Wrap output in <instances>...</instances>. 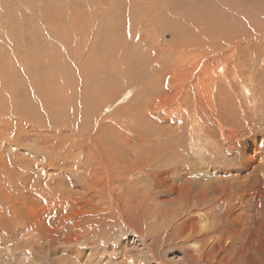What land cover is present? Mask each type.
I'll list each match as a JSON object with an SVG mask.
<instances>
[{"label": "rangeland", "instance_id": "374dc122", "mask_svg": "<svg viewBox=\"0 0 264 264\" xmlns=\"http://www.w3.org/2000/svg\"><path fill=\"white\" fill-rule=\"evenodd\" d=\"M198 78L209 83L206 93ZM30 102L44 107L37 118ZM262 132L264 0H0V264H115L126 252L152 264L144 251L155 248L152 239L144 244L112 222V199L138 203L143 219L131 218L139 234L169 233L196 189H227L225 172L238 181L236 152ZM183 173L198 182L181 188ZM223 190L218 216L235 210L244 220L257 197ZM99 191L105 215L92 198ZM76 231L93 241L66 243ZM163 255L165 264H185L181 249Z\"/></svg>", "mask_w": 264, "mask_h": 264}, {"label": "bare ground", "instance_id": "6f19581e", "mask_svg": "<svg viewBox=\"0 0 264 264\" xmlns=\"http://www.w3.org/2000/svg\"><path fill=\"white\" fill-rule=\"evenodd\" d=\"M227 1V0H226ZM235 1V0H234ZM239 1V0H238ZM233 2V1H232ZM251 2V1H250ZM227 3V2H226ZM235 4V3H234ZM238 4V2L236 3ZM236 4H235V10H236ZM247 4V3H246ZM245 4V5H246ZM252 5V4H251ZM215 7V6H214ZM228 7V6H227ZM239 7V5H238ZM250 7V6H249ZM225 8V7H224ZM135 9V8H134ZM253 9V8H252ZM119 10V9H118ZM146 10V9H145ZM231 10V9H229ZM234 10V11H235ZM240 9H237V11ZM149 11V10H148ZM147 11V12H148ZM233 11V12H234ZM127 12V11H126ZM130 12V11H129ZM169 12V11H168ZM213 12V11H212ZM221 12V11H219ZM226 12H228L226 10ZM240 13V11H239ZM117 14V13H116ZM123 14V13H122ZM232 14V13H231ZM238 14V13H237ZM229 15V14H228ZM236 15V14H235ZM240 15V14H239ZM238 15V16H239ZM118 16V15H117ZM237 16V15H236ZM237 16V17H238ZM235 17V16H233ZM241 17V16H240ZM114 18V17H113ZM228 18V17H227ZM230 18V17H229ZM128 19V18H127ZM232 19V18H231ZM238 18H235V20ZM234 20V19H233ZM125 21V20H124ZM130 21V19H129ZM177 21V20H176ZM237 21V20H236ZM239 21V20H238ZM237 21V22H238ZM184 22V21H183ZM234 22V21H233ZM240 22V21H239ZM118 23V22H117ZM225 23V22H224ZM114 25V24H113ZM220 28V27H219ZM218 28V29H219ZM253 30V29H252ZM122 34V33H121ZM143 34V33H142ZM226 35V34H225ZM262 35V34H261ZM137 37V36H136ZM51 39V38H50ZM52 40V39H51ZM135 42V41H134ZM138 42V41H137ZM139 43V42H138ZM235 46V44H234ZM135 49V48H134ZM154 49V48H153ZM151 50V49H150ZM128 51V50H127ZM146 51V50H145ZM153 51V50H152ZM150 51V52H152ZM212 51V49H211ZM81 52V51H80ZM83 53V52H82ZM209 54V53H207ZM109 55V54H108ZM125 57V56H124ZM154 58V57H153ZM220 58V57H218ZM109 59V58H108ZM182 59V58H181ZM83 60V59H82ZM202 60V59H201ZM216 60V59H215ZM218 60V59H217ZM221 60V59H220ZM182 61V60H181ZM180 61V63H181ZM192 60H190L191 62ZM200 61V60H199ZM197 61V62H199ZM222 61V60H221ZM186 62V61H185ZM215 62V61H214ZM149 64V62H147ZM183 63V62H182ZM181 63V64H182ZM210 63V62H209ZM207 62H203L201 66H203V73L207 71L206 69V65H210ZM223 63V61L221 62ZM109 64V63H108ZM107 64V65H108ZM160 64V63H159ZM199 64V63H198ZM215 64V63H214ZM212 64V66L214 65ZM129 65V64H128ZM110 66V65H109ZM198 66V65H196ZM118 67V66H117ZM142 67V66H141ZM209 67V66H207ZM112 68V66H111ZM110 68V69H111ZM120 68V67H119ZM176 68V67H175ZM210 68V67H209ZM25 69V68H24ZM189 69H191L189 67ZM194 69V68H193ZM196 69V68H195ZM194 69V70H195ZM198 69V68H197ZM139 71V70H138ZM177 71V70H176ZM100 72V71H99ZM115 72V71H114ZM173 72V71H172ZM171 72V74H172ZM195 72V71H193ZM95 73V72H94ZM117 73V72H116ZM176 73V72H175ZM186 73V72H185ZM189 73V72H187ZM111 74V73H110ZM135 74V73H134ZM109 75V74H108ZM116 75V74H115ZM118 75V74H117ZM187 75V74H186ZM194 75V74H193ZM102 76V75H101ZM109 77V76H108ZM155 77V75H154ZM182 77V76H180ZM185 77H189V76H185ZM192 77V76H191ZM190 77V78H191ZM195 77V76H194ZM203 77V76H202ZM206 77V76H205ZM123 78V77H122ZM126 78V77H125ZM38 79V78H37ZM46 79V78H45ZM116 79V77H115ZM193 79V78H192ZM199 79V78H198ZM201 79V78H200ZM197 84V90L201 92V94L206 93V89H209L205 83L207 82H203L200 81ZM203 79V78H202ZM201 79V80H202ZM122 80V79H121ZM132 80V79H131ZM137 81V79H135ZM159 80V79H158ZM111 81V80H110ZM135 81V82H136ZM153 81V80H152ZM188 81V80H187ZM184 81V82H187ZM194 81V80H193ZM196 81V80H195ZM208 81V80H206ZM210 81V80H209ZM212 81V80H211ZM118 82V81H117ZM116 82V83H117ZM131 82V81H130ZM140 82V81H138ZM134 83V82H133ZM39 84V83H38ZM118 84V83H117ZM136 84V83H135ZM179 85V83H177ZM193 84V83H192ZM109 85V84H108ZM131 85V84H130ZM142 85V84H141ZM163 85V84H162ZM59 86V85H58ZM129 86V85H128ZM156 86V85H155ZM185 86V85H184ZM187 86V85H186ZM183 87V86H182ZM189 87V86H188ZM172 88V87H171ZM181 88V87H180ZM179 88V89H180ZM186 88V87H185ZM184 88V89H185ZM25 89V88H24ZM177 90V89H176ZM188 90V88H187ZM194 91V90H193ZM29 92V91H28ZM176 92V91H175ZM189 92V91H188ZM223 92V91H222ZM44 93V92H43ZM42 93V94H43ZM172 93V92H171ZM171 93L168 95H171ZM165 95V94H164ZM167 95V93H166ZM167 95V96H168ZM173 95V94H172ZM210 95V94H209ZM200 96V95H199ZM184 97V96H183ZM202 97V96H201ZM43 100H45L46 102H52L55 101L57 104L61 105V102H59L60 100L54 99V98H50V97H41ZM163 98V97H162ZM206 100H209V96L205 97ZM211 98V97H210ZM37 99V98H36ZM63 99V98H61ZM182 99V98H181ZM187 100V97L185 98ZM183 100V99H182ZM185 100V101H186ZM62 101V100H61ZM184 101V102H185ZM42 105L44 106L46 103L42 102ZM188 102V101H187ZM30 106L32 107V112L31 113L32 118L34 119L35 117L37 118L39 116V111L44 108L43 106H36L34 103V105L32 104V102L29 103ZM86 104V103H85ZM147 104V103H146ZM179 104V103H178ZM181 104V103H180ZM187 104V103H185ZM184 104V105H185ZM62 106V105H61ZM61 106L59 107L61 109ZM76 106V105H75ZM188 106V105H187ZM196 107V106H195ZM194 107V108H195ZM201 107V106H199ZM29 108V106H28ZM26 108V110L28 109ZM91 108V106H90ZM185 108V107H184ZM191 108V107H189ZM58 109V108H57ZM25 110V109H24ZM56 110V109H54ZM59 110V109H58ZM186 110V109H185ZM195 110V109H194ZM201 110V109H200ZM7 111V110H6ZM13 111V110H12ZM53 111V110H52ZM52 111H50L48 114L51 116V122L53 121L52 118H54V114L52 113ZM190 111V110H188ZM193 111V110H192ZM54 112V111H53ZM203 112V111H202ZM63 113V112H62ZM193 113V112H192ZM13 115V114H12ZM191 115V114H190ZM191 117V116H190ZM179 118V117H178ZM45 119V118H44ZM49 120V118H48ZM40 121V120H38ZM182 121V120H181ZM54 123V122H53ZM193 123V122H192ZM194 124V123H193ZM195 126V124H194ZM51 127V126H50ZM23 130V129H22ZM159 131V130H158ZM263 133V132H262ZM264 134V133H263ZM262 134V135H263ZM261 138H258V142H255V145L252 147L251 144L244 149H241L236 152V158L237 161L241 164L240 167H242V171L241 169L236 168L235 173H236V178L233 176V178L237 179L238 181H235L234 179L229 180V178H227L226 172L222 174L223 178H221L219 181H226L227 182V189L223 188H219L217 185V183H213V181H210V184L213 183L216 184V186H213V194H210L207 191V187H203L201 190L196 189L197 191H194L195 189H193L194 191V195L192 198H188V200L186 201V197H184L185 202L181 203L180 205V209L182 210L181 215H180V221H182L180 224H171L169 225L168 228H170V232L169 233H161L158 234L157 230L159 229H153L151 231H148V233H146L145 235H141L138 233V231L132 226V222L135 221V219L131 218V215H133V213H135V216L138 217V214L136 211V206L138 207V203L135 205L133 203V199L130 197H125L124 199L121 200L120 198L123 197H119L116 196L117 201L120 203L119 206H115V199H112L113 203H114V208L112 210L114 218L112 220V222L117 221L119 226H123V227H128L131 228L134 232V234L137 237L142 238L143 243L145 244L149 239H152V244L155 246V248H152L150 245L144 246V251L146 252V254L149 256V260L152 261V264H165V259H163V254L166 251L167 248H176L178 251L181 249L183 252V256H184V260L183 263L185 264H264V139L259 142ZM259 143H261L259 145ZM154 145V144H153ZM139 148V147H138ZM182 155V154H181ZM150 156V155H149ZM179 156V155H178ZM183 156V155H182ZM146 157V156H145ZM161 157V156H160ZM165 157V156H163ZM180 157V156H179ZM142 158V157H141ZM177 159V158H176ZM152 160V159H151ZM161 159H159L160 161ZM104 161V160H103ZM182 162H188L187 159H182ZM204 161H202L203 163ZM146 163V162H145ZM173 162H171L172 164ZM176 163V161H175ZM199 163V162H198ZM219 163V162H218ZM216 163V164H218ZM149 164V163H148ZM177 164V163H176ZM188 164V163H187ZM205 164V163H204ZM191 165V164H189ZM142 166V164H141ZM153 166V165H152ZM156 166V165H155ZM183 166H185L183 164ZM188 166V165H187ZM192 166V165H191ZM198 166V165H197ZM215 166V164H214ZM151 167V166H150ZM164 167V166H163ZM166 167V166H165ZM172 167H174L172 165ZM200 167V166H198ZM239 167V166H237ZM48 168V167H47ZM152 168V167H151ZM175 168V167H174ZM186 168V167H185ZM135 169V168H134ZM137 169V168H136ZM204 169V168H203ZM208 169V168H207ZM165 170V169H164ZM169 170V169H168ZM187 170L189 171V168H187ZM193 170H196L195 168ZM166 171V170H165ZM170 171V170H169ZM228 171V169H227ZM149 172V171H148ZM151 172V171H150ZM164 172V171H163ZM171 172V171H170ZM187 172V171H186ZM192 172V171H191ZM198 171H196L197 173ZM108 173V172H107ZM140 173V172H139ZM168 172H164V174L166 175ZM177 173V172H176ZM195 173V174H196ZM216 173V172H215ZM231 173V172H230ZM150 174V173H149ZM153 174V173H152ZM188 174V173H187ZM172 175H176V174H172ZM172 175H170V177H172ZM178 175V174H177ZM176 175V176H177ZM189 175V174H188ZM191 175V174H190ZM194 175V174H193ZM199 175V174H198ZM219 175V174H218ZM197 176V175H196ZM221 176V177H222ZM225 176V177H224ZM231 176V175H230ZM127 177V176H126ZM142 177V176H141ZM170 177H168L170 179ZM167 178V177H166ZM165 178V180H166ZM167 178V179H168ZM198 178V176H197ZM196 178V180H194L193 178L189 177L187 178L186 174H181L177 177V180L182 183V184H176L178 186H181V188L183 187V185L185 186L186 189V185L187 183H189L191 185V188L193 187V183L194 181L198 182V179ZM200 178V177H199ZM209 178V177H208ZM172 179V178H171ZM175 179V178H174ZM190 179V180H189ZM193 179V180H192ZM205 179V178H204ZM214 179V178H213ZM231 179V178H230ZM99 180V179H98ZM202 180V179H201ZM111 181V180H110ZM177 181V182H178ZM204 181V180H203ZM209 181V180H208ZM205 181V182H208ZM100 182V181H99ZM98 182V183H99ZM118 182V181H117ZM124 182V181H123ZM168 182V181H167ZM171 182V181H170ZM170 182H168L170 184ZM201 182V181H200ZM125 183V182H124ZM172 185L174 184L173 182H171ZM219 183V182H218ZM101 184V183H100ZM163 184V183H162ZM224 184V183H223ZM102 185V184H101ZM100 185V186H101ZM104 185V184H103ZM161 185V184H160ZM171 185V184H170ZM175 185V184H174ZM198 185L200 186V183H198ZM197 185V186H198ZM203 185V184H201ZM207 185V183H206ZM212 186V185H211ZM210 187V186H209ZM165 188V187H164ZM177 188V187H176ZM197 188V187H196ZM236 188L235 192H240L241 195L245 198L250 197L251 195H255L257 197V199L255 200L254 204H251L249 206V209L247 212L244 213V220H239L236 218V211L233 210V212H227L228 213V218L225 219L222 216H218V213L223 212L224 207H225V202L222 201L221 199H219L220 197H217L215 195V193H220V191L223 190V192L221 194L225 195L226 193L233 195L234 193H232L231 191L233 189ZM163 189V188H162ZM179 189V188H178ZM189 189V188H188ZM210 189V188H209ZM158 190V189H157ZM160 190V189H159ZM191 190V189H190ZM212 190V189H211ZM112 191V190H111ZM179 191V190H178ZM117 192V191H116ZM173 192V191H172ZM189 192V190H188ZM231 192V193H230ZM92 194V192H90ZM186 193V192H185ZM240 193H238V196L242 197L241 195H239ZM159 195H162L161 193H158ZM192 194V192H191ZM36 195V194H35ZM93 195V194H92ZM91 195V196H92ZM112 195V194H111ZM120 195V194H119ZM154 195V194H153ZM158 195V196H159ZM171 195V194H170ZM173 195V194H172ZM171 195V197H172ZM134 196V195H133ZM151 196V195H150ZM177 196V195H176ZM235 196V194H234ZM98 198L100 200H102V205L98 208V210L101 212L102 215L104 213L105 207L108 205L107 203L104 201V199H102L103 196V191H99L97 194L95 192V194L93 195V199ZM167 197V196H166ZM242 197V198H243ZM91 198V199H92ZM147 198V197H146ZM152 198V197H151ZM162 198V196H161ZM147 200V199H146ZM149 200V199H148ZM153 200V199H152ZM173 200H175L173 198ZM180 199H178L179 201ZM183 200V199H182ZM238 200V199H237ZM236 200V201H237ZM111 201V203H112ZM139 201V200H138ZM163 202H165L167 204V201L162 200ZM169 201V199H168ZM227 201V200H226ZM245 201V200H244ZM247 201V200H246ZM154 202V201H153ZM253 202V201H250ZM109 203V202H108ZM117 204V202H116ZM134 204V205H133ZM150 204V203H149ZM228 204V203H227ZM237 204V203H236ZM140 205V204H139ZM155 205V204H154ZM160 205V204H159ZM116 207V208H115ZM155 207V206H154ZM160 207V206H159ZM161 207H163L161 205ZM172 207V206H171ZM245 207V206H244ZM97 208V207H96ZM168 208V207H167ZM157 209V208H155ZM162 209V208H161ZM228 209V208H227ZM152 210V209H151ZM159 210V209H158ZM170 210V209H169ZM180 210V211H181ZM136 211V212H135ZM235 211V212H234ZM157 212V211H156ZM155 212V213H156ZM169 211H167L168 213ZM240 212V209H239ZM159 213V212H158ZM165 212V214H167ZM137 214V215H136ZM164 214V215H165ZM172 214V212H171ZM168 215V214H167ZM108 216V215H107ZM102 217V216H101ZM141 218V217H138ZM154 218V216L152 217ZM157 218V217H156ZM165 218H167L165 216ZM179 218V217H178ZM240 218V217H239ZM92 219V217L90 218ZM143 219V218H141ZM139 219V220H141ZM170 220V218H167ZM166 219V220H167ZM147 220V219H146ZM158 220V219H157ZM174 220V219H173ZM145 221V219H144ZM159 221V220H158ZM176 221V220H175ZM109 222V221H108ZM139 222V221H138ZM39 223V222H38ZM88 223V222H87ZM135 223V222H134ZM171 223V222H170ZM76 224V223H75ZM14 225V224H13ZM61 225V224H60ZM59 226V225H58ZM167 226V225H166ZM40 227V226H38ZM45 227V226H44ZM136 227V226H135ZM165 226H163L161 229H163ZM136 231H135V230ZM51 229L49 228V231ZM52 231V230H51ZM56 231V230H55ZM167 229H165L164 232H166ZM72 232V231H71ZM140 232V231H139ZM54 233V232H53ZM157 233V234H156ZM50 234V233H49ZM111 234V233H110ZM115 234V233H114ZM44 235V234H43ZM64 235V234H63ZM68 235V234H67ZM65 235V236H67ZM29 236V235H28ZM27 236V237H28ZM33 236V235H32ZM52 236V235H51ZM112 237V236H111ZM52 238V237H51ZM55 238V237H54ZM97 238V237H96ZM100 240L102 242H108L110 241V239L107 241L105 239H103V236H99ZM113 238V237H112ZM116 238V237H115ZM48 239V238H47ZM65 242L67 243V241H71L72 244L74 242V244L79 245L80 241L83 240V244L84 243H90L93 240H91L89 242V238L87 237V234L85 233H79V231L73 232L72 235H70V237H66L64 238ZM95 239V237H94ZM58 240V239H57ZM116 240V239H115ZM56 241V239H55ZM64 241V240H62ZM45 242V241H44ZM58 242V241H57ZM70 242V243H71ZM20 243V242H19ZM64 243V242H62ZM79 243V244H78ZM82 244V245H83ZM190 244L191 246H193V248L191 249H186L184 246ZM54 245V244H53ZM103 245V244H102ZM62 246V245H61ZM65 246V245H64ZM37 247V246H36ZM56 247V246H55ZM76 248V247H75ZM57 249V248H56ZM99 249V248H98ZM103 249V248H102ZM4 251V250H3ZM33 251V250H32ZM57 251V250H56ZM119 251V250H118ZM117 251V248L114 249L112 251V255H120V252ZM6 252V251H5ZM28 252V251H27ZM102 252V251H101ZM7 253V252H6ZM35 253V252H34ZM38 253V252H37ZM127 254H124L122 257V262L120 263L119 261H114L116 262L115 264H142L141 261L139 260L140 258H136V260H132L131 255L126 252ZM76 254V253H75ZM227 254H230L229 256H226ZM40 256V255H39ZM49 256V255H48ZM100 256V255H99ZM4 257V256H3ZM29 257V256H28ZM26 258V257H25ZM51 258V257H50ZM104 258V257H103ZM31 259V258H30ZM33 259V258H32ZM38 259V258H37ZM68 259V258H67ZM111 259H118V257L116 258H112ZM143 259V258H141ZM40 260V259H39ZM49 260V259H48ZM61 262L64 260L59 259ZM58 260V261H59ZM90 260V259H89ZM89 260H86L85 263H88ZM105 260V259H102ZM102 260H98L96 261L95 264H108V263H102ZM110 260V259H109ZM77 261V260H76ZM111 261V260H110ZM31 262V260H30ZM29 262V263H30ZM73 261H69L65 264H72ZM90 262V261H89ZM119 262V263H118ZM57 263V262H56ZM168 263V262H167ZM75 264V263H74ZM144 264V263H143Z\"/></svg>", "mask_w": 264, "mask_h": 264}]
</instances>
